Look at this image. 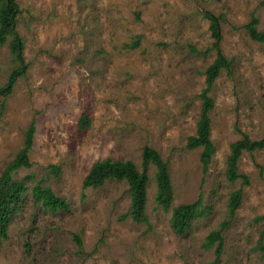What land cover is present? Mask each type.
<instances>
[{"label":"rangeland","instance_id":"374dc122","mask_svg":"<svg viewBox=\"0 0 264 264\" xmlns=\"http://www.w3.org/2000/svg\"><path fill=\"white\" fill-rule=\"evenodd\" d=\"M17 2L22 59L9 34L0 47V85L25 68L12 92L0 94V176L32 121L37 128L31 166L13 172L26 189L0 236V264H264V219L257 220L264 214V149L239 158L249 184L227 177L232 142L264 135V42L242 27L256 15L264 28V0ZM206 10L222 15V48L233 59L209 92L216 148L207 164L204 146L188 147L203 107L205 69L217 56ZM84 113L89 121L82 126ZM146 145L167 162L173 205L157 202L150 163L148 222H138L126 215V179L89 188L83 182L94 162L108 157L131 159L143 170ZM38 183L66 206L52 210L35 201ZM240 187L241 204L230 214L231 192ZM200 197L203 214L175 232L172 207ZM220 228L217 255V243H204Z\"/></svg>","mask_w":264,"mask_h":264},{"label":"trees","instance_id":"16d2710c","mask_svg":"<svg viewBox=\"0 0 264 264\" xmlns=\"http://www.w3.org/2000/svg\"><path fill=\"white\" fill-rule=\"evenodd\" d=\"M19 11L20 6L17 0H0V47L6 41L7 36L13 34L11 43L13 51H18L17 56L19 59H22V38L19 33L15 31L14 27ZM205 16L210 19V29L214 37L212 47L217 48V56L205 69L207 84L200 93V96L203 98V107L200 117L197 120L196 133L189 136L188 147L197 148L204 146L201 152V159L207 164L210 162L216 148L210 137L211 117L209 112L214 105V99L209 92L220 73H222L223 70H230L232 68L233 59L229 58L222 48V15H217L213 11L206 10ZM242 27L247 30L252 39L264 42V28L259 27V18L256 15H252L251 19L243 24ZM137 44L138 42H135L133 45L135 46ZM24 68V65L20 64L12 71L8 82L5 85H0V94L8 95L12 92L17 77L22 73ZM88 121V115L84 113L82 115L81 125H86ZM36 128V122L32 121L25 131L23 148H21L16 156L6 164L0 176V236L7 234L11 215L26 189L23 182L14 178L13 172L20 167L31 166L29 152L34 144ZM256 149H264V135L260 139H251L249 135L245 134L242 138L232 142L231 154L227 157V177L229 180L236 181L239 178H243V184L250 183L249 175L240 172L238 162L245 150L253 152ZM143 157V162L146 166L143 170L131 159H113L108 157L106 159L97 160L84 178V188L99 187L109 178L126 179L129 184L131 195L130 209L126 215L131 216L138 222H148L146 203L150 180L148 165L150 163H154L157 168V202L166 208H170L171 205H173V190L169 171L167 169V162L162 158L158 150L150 145H146ZM33 193L35 201L41 202L49 209L56 210L58 207L66 206L64 200L57 196L49 186L43 187L38 183L33 186ZM242 195L243 187L231 192L229 198L230 214H234L236 209L240 206ZM202 206V198L200 197L192 202H184L172 207L171 226L174 231L180 234L186 232L192 225L194 219L203 214L204 210ZM263 219L264 214L257 217V220ZM222 228L210 231L204 243V246L207 248L217 243V255L222 252V247L224 245ZM78 239L81 241L80 237H78ZM260 247L264 250V246Z\"/></svg>","mask_w":264,"mask_h":264}]
</instances>
